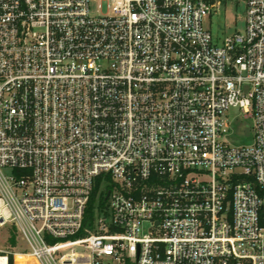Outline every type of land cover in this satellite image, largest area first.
<instances>
[{
    "label": "built area",
    "instance_id": "2783aa9c",
    "mask_svg": "<svg viewBox=\"0 0 264 264\" xmlns=\"http://www.w3.org/2000/svg\"><path fill=\"white\" fill-rule=\"evenodd\" d=\"M232 1L245 32L216 42ZM9 224L28 251L0 264H264V0H0Z\"/></svg>",
    "mask_w": 264,
    "mask_h": 264
},
{
    "label": "rangeland",
    "instance_id": "374dc122",
    "mask_svg": "<svg viewBox=\"0 0 264 264\" xmlns=\"http://www.w3.org/2000/svg\"><path fill=\"white\" fill-rule=\"evenodd\" d=\"M99 4L94 5L93 13L106 15L108 13L107 10L105 7L99 10ZM205 28L212 33L216 42L223 41L225 38L232 37L238 33H244L246 28V5L238 1L227 2L219 9L217 14L206 20ZM235 116L239 120V126L238 133L234 137L236 139L234 145H251L253 143L252 121L245 120L240 113ZM147 229L148 225L146 224L145 234H147ZM0 244L11 251L20 253L28 251L24 238L12 224L0 228ZM11 262L12 264H38L34 259L21 255L16 256V259H11Z\"/></svg>",
    "mask_w": 264,
    "mask_h": 264
},
{
    "label": "trees",
    "instance_id": "16d2710c",
    "mask_svg": "<svg viewBox=\"0 0 264 264\" xmlns=\"http://www.w3.org/2000/svg\"><path fill=\"white\" fill-rule=\"evenodd\" d=\"M110 188L111 187H109V186H103L102 183L100 182V180L98 181L96 188L94 190V193L92 195L90 204H89L86 222L91 221L93 219L95 209L97 208V206L99 207V206H103L105 204L104 192L106 190H109ZM12 262H11V264H12Z\"/></svg>",
    "mask_w": 264,
    "mask_h": 264
},
{
    "label": "bare ground",
    "instance_id": "6f19581e",
    "mask_svg": "<svg viewBox=\"0 0 264 264\" xmlns=\"http://www.w3.org/2000/svg\"><path fill=\"white\" fill-rule=\"evenodd\" d=\"M19 256V255H18Z\"/></svg>",
    "mask_w": 264,
    "mask_h": 264
}]
</instances>
